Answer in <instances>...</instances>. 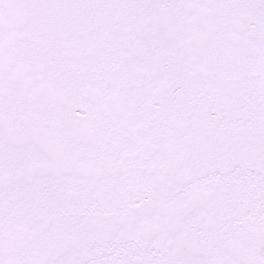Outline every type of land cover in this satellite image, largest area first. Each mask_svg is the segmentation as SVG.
<instances>
[{"label": "snow or ice", "instance_id": "1", "mask_svg": "<svg viewBox=\"0 0 264 264\" xmlns=\"http://www.w3.org/2000/svg\"><path fill=\"white\" fill-rule=\"evenodd\" d=\"M0 264H264V0H0Z\"/></svg>", "mask_w": 264, "mask_h": 264}]
</instances>
